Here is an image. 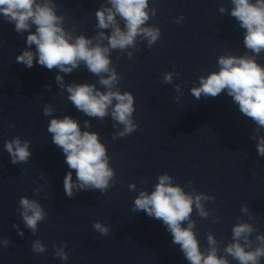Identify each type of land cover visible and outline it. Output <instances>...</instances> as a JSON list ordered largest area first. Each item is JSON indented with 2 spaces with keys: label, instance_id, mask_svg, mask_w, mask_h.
I'll return each instance as SVG.
<instances>
[{
  "label": "clouds",
  "instance_id": "9594fccd",
  "mask_svg": "<svg viewBox=\"0 0 264 264\" xmlns=\"http://www.w3.org/2000/svg\"><path fill=\"white\" fill-rule=\"evenodd\" d=\"M111 7H102L96 12L98 28L112 27L110 36L99 32L96 40L107 39L108 46L96 43L93 39L84 35L73 36L62 26L64 17L56 14V6L51 0H0V16L9 23H14L15 31L20 33L29 31L27 44L36 46V53L25 50L16 57L18 63H23L27 68L33 67L34 60L48 70L53 68L61 72L70 73L83 62L88 71L100 76V83L107 87L108 91L102 93L95 90L94 85L73 84L67 87L70 94L68 99L84 114L97 117L101 120L108 115L111 106V116L118 123L124 125L120 136H125L137 130V124L133 122L132 115L135 111L134 97L130 92L121 93L112 91L118 81L117 73L110 68L109 52L111 49L124 50L134 46L138 35L147 39L149 46L160 37V30L154 27H142L149 19L148 0H109ZM234 7L230 15L234 17L241 28L245 29L243 39L244 46L254 55L236 56L220 55L218 58L219 70L213 71L206 77L199 78V86L191 88V94L199 99L202 95L215 98L222 92H226L238 105L239 111L251 118L257 131L264 128V66L259 64L256 57L264 51V0H231ZM220 12L227 11L221 7ZM117 14L124 20L125 29L122 30L116 21ZM35 26V32L30 31ZM129 56L132 53L128 54ZM70 66V67H69ZM101 73H108L107 78ZM179 76V73H177ZM56 80L63 85V78L57 76ZM162 82L171 83L172 73H165ZM180 91V85H176ZM178 99V98H177ZM113 101L116 103L113 106ZM52 109L46 107L44 115H50ZM85 125L88 122L85 121ZM48 132L52 134V142L62 149L65 162L68 167L75 170L76 182L69 171L64 177L63 186L67 196H73L74 189H99L102 192L109 187V181L113 179V170L108 165L106 148L100 142L98 134L89 131H81L79 122L69 116L63 119H52L48 125ZM257 139V137H253ZM258 153L264 157V136L258 138L256 145ZM7 152L12 157V163L26 162L31 153L29 142H21L15 138L5 144ZM159 183L150 194L141 191L134 201L135 211H144L149 217L162 220L167 230L171 233L173 243L179 244L182 252L190 264H229L225 257L218 256L217 241L211 233L207 234L210 246L207 254L201 251L200 243L194 232L195 222L190 219L195 203L198 215L207 217L201 200L209 197L186 194L179 186H173L168 174L159 176ZM135 185H130L134 188ZM23 208L22 216L25 225L33 232L37 230V224L45 219V213L39 203L22 197L19 201ZM247 212V208H242ZM187 222V227L183 223ZM93 227L103 234L108 233L100 223ZM256 229L248 223H240L233 227L232 241L224 252L239 264H259L264 257V235H257L259 242L252 249V241L249 236ZM241 240L244 243H241ZM7 243V241H6ZM33 251L43 253L44 246L36 241ZM61 259H67L63 250L57 251Z\"/></svg>",
  "mask_w": 264,
  "mask_h": 264
}]
</instances>
